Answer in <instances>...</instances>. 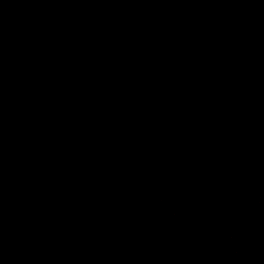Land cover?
I'll return each mask as SVG.
<instances>
[{
  "label": "trees",
  "instance_id": "trees-1",
  "mask_svg": "<svg viewBox=\"0 0 264 264\" xmlns=\"http://www.w3.org/2000/svg\"><path fill=\"white\" fill-rule=\"evenodd\" d=\"M263 160L264 0H0V264H137L171 168L193 249L148 264H237L215 192Z\"/></svg>",
  "mask_w": 264,
  "mask_h": 264
},
{
  "label": "rangeland",
  "instance_id": "rangeland-1",
  "mask_svg": "<svg viewBox=\"0 0 264 264\" xmlns=\"http://www.w3.org/2000/svg\"><path fill=\"white\" fill-rule=\"evenodd\" d=\"M176 22L174 15L170 17V23ZM168 41L174 45L182 40V35L178 30L169 31ZM225 167H220L219 172H224ZM257 175L240 178L238 183H244L248 188L246 194L236 193L234 196L240 199H226L227 184L223 189L216 190V201L220 204L216 207L214 219L221 220L218 225L209 228L208 232H214L218 237L212 241L216 248L217 255L225 250V255L233 251L237 264H264V160L259 166ZM228 172L236 173V170ZM176 177L175 170L162 172L159 181L153 191L151 198L152 208L150 211L149 222L144 226L140 235L143 245L141 251H136L134 260L138 264L144 261L145 264L159 261L164 256L163 244L167 243L168 233L162 229L175 230L178 234L179 249L183 257L185 253H191L188 247L192 246L191 236L184 224V217L181 208V197L183 193L182 183L172 182ZM223 178V177H222ZM214 187L217 184H213ZM222 187V185H219ZM182 218H180V216ZM182 219V220H181ZM186 227V228H185ZM197 231V228H196ZM166 234V235H165ZM194 240V239H193ZM231 241V246L228 244ZM151 244L150 247L147 245ZM224 245V248L222 246ZM163 247V248H162ZM166 248V247H165ZM193 249V246H192Z\"/></svg>",
  "mask_w": 264,
  "mask_h": 264
}]
</instances>
